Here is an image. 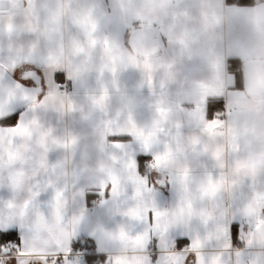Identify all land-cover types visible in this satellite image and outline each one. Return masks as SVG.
<instances>
[{
    "label": "crops",
    "instance_id": "1",
    "mask_svg": "<svg viewBox=\"0 0 264 264\" xmlns=\"http://www.w3.org/2000/svg\"><path fill=\"white\" fill-rule=\"evenodd\" d=\"M8 2L0 64L35 70L44 91L0 126V227L23 240L0 264H249L264 220V98L227 59L264 60V0ZM139 27L160 33L158 53L131 48ZM52 57L64 93L42 74ZM209 101L226 119L208 118Z\"/></svg>",
    "mask_w": 264,
    "mask_h": 264
},
{
    "label": "water",
    "instance_id": "2",
    "mask_svg": "<svg viewBox=\"0 0 264 264\" xmlns=\"http://www.w3.org/2000/svg\"><path fill=\"white\" fill-rule=\"evenodd\" d=\"M8 0H0V10L8 8ZM17 10L18 5H9ZM129 45L141 55L151 56L160 51L163 42L160 33L152 27H139L129 36ZM30 79L26 83L25 79ZM243 88L253 99L264 98V60L251 59L242 67ZM44 91L41 76L35 70H26L14 75L0 64V116L9 113V117L20 113L36 102ZM6 119V118H5ZM249 264H264V220L255 227L249 236Z\"/></svg>",
    "mask_w": 264,
    "mask_h": 264
},
{
    "label": "trees",
    "instance_id": "3",
    "mask_svg": "<svg viewBox=\"0 0 264 264\" xmlns=\"http://www.w3.org/2000/svg\"><path fill=\"white\" fill-rule=\"evenodd\" d=\"M226 2L228 4L237 5V6H251V5L255 4V0H226ZM241 68H242V62L239 58L230 57L227 59L228 72L233 73L235 75V77L237 79H239L240 82H242ZM62 78H63V73L57 72L53 76V81L56 82V81L62 80ZM215 104H216V108L211 113L210 117L213 115V113L215 111L218 112V111H222L224 109L222 103L217 102ZM18 114L19 113L15 114L9 118L4 119V122L0 123V126H14L16 124V118H17ZM86 249L87 248L79 245V243H77V245L75 244V246L73 247L74 253L86 252ZM85 258H86V262H87L86 264H104L106 261V258L104 256L87 255V256H85ZM59 263H62V262H59Z\"/></svg>",
    "mask_w": 264,
    "mask_h": 264
},
{
    "label": "snow or ice",
    "instance_id": "4",
    "mask_svg": "<svg viewBox=\"0 0 264 264\" xmlns=\"http://www.w3.org/2000/svg\"><path fill=\"white\" fill-rule=\"evenodd\" d=\"M215 108H216V104L215 103H213V102L207 103L206 112H207L208 118L210 117L211 113L215 110ZM8 116H9V113L5 114L3 116H0V123L4 122V119L7 118ZM214 118L215 117L209 118V119L211 120V119H214ZM118 144H119V141H114V145H118ZM136 163H137V160H136ZM107 191H108L107 188L102 189L101 190V194H103L104 192H107ZM13 228H14V226H2V227H0V250H3L5 253L10 252L14 248L15 249H19L20 246L23 243L22 237H20L19 244L14 243V241L16 239V234H15L14 231H12ZM229 228H230V225L228 226V233H229ZM229 237H230V235H229ZM173 243H174V247L177 249L181 242L180 241H176V242H173ZM71 250L72 249L70 247L69 248V252H71ZM13 264H14V262H13Z\"/></svg>",
    "mask_w": 264,
    "mask_h": 264
},
{
    "label": "rangeland",
    "instance_id": "5",
    "mask_svg": "<svg viewBox=\"0 0 264 264\" xmlns=\"http://www.w3.org/2000/svg\"><path fill=\"white\" fill-rule=\"evenodd\" d=\"M1 59V58H0ZM15 60V58L13 57L12 61ZM41 62H43V59H40ZM59 59L56 57H52V58H48L44 61V63L41 64V70H42V74L44 76L45 82L48 85H51L53 80V75L55 72H57L58 70H60L59 68V63H58ZM11 72V71H10ZM28 79V78H27ZM25 81V80H24ZM30 81V79H29ZM60 82H64L63 80H59L55 82V85L57 86L58 83ZM221 112V111H220ZM224 114V117L226 119L227 115V111L225 109H223V111L221 112ZM21 264H25V261H21Z\"/></svg>",
    "mask_w": 264,
    "mask_h": 264
},
{
    "label": "built area",
    "instance_id": "6",
    "mask_svg": "<svg viewBox=\"0 0 264 264\" xmlns=\"http://www.w3.org/2000/svg\"><path fill=\"white\" fill-rule=\"evenodd\" d=\"M56 88H57V90H58L59 92H62V93L66 92V84H65L64 82H60V83H58L57 86H56ZM153 164H154V162H152V161H150V160L147 161V162L145 163L146 171H147V172L153 167ZM100 201H101V198H100V197L95 198V199L93 200V205H94V206H91V207L89 208V210L92 212V211L94 210L95 206L98 205V204L100 203ZM14 243H15V241H14Z\"/></svg>",
    "mask_w": 264,
    "mask_h": 264
},
{
    "label": "flooded vegetation",
    "instance_id": "7",
    "mask_svg": "<svg viewBox=\"0 0 264 264\" xmlns=\"http://www.w3.org/2000/svg\"><path fill=\"white\" fill-rule=\"evenodd\" d=\"M25 82H26V83H29L30 81H29V79H25Z\"/></svg>",
    "mask_w": 264,
    "mask_h": 264
}]
</instances>
